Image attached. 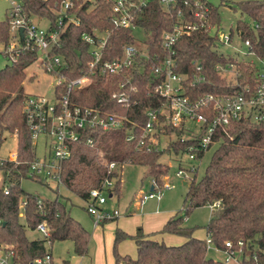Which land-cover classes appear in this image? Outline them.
<instances>
[{"label":"trees","instance_id":"obj_1","mask_svg":"<svg viewBox=\"0 0 264 264\" xmlns=\"http://www.w3.org/2000/svg\"><path fill=\"white\" fill-rule=\"evenodd\" d=\"M25 15L44 18L47 28L57 27L58 11L61 0H19ZM73 6L67 11L77 24L63 20L64 28L58 43L52 49L54 54L62 55L68 66L65 75L74 78L87 70L86 63L92 58L90 44L82 40V33L108 34L102 59H112L123 53L126 44L141 43L140 51L148 54V59L136 57V62L124 73L102 75L94 72L89 81L73 90L71 102L83 106L99 108L126 117L119 128L100 130L87 129L82 137H92L93 145L71 143L70 155L63 162L61 180L69 191L80 198H86L89 190L97 187L107 175L106 164L114 161L121 166L124 163L145 166L146 176L153 179L155 186L161 187L163 178L169 171L167 164L161 163L159 157L164 152L180 154L196 143L197 140H180L179 128L166 126L167 133H174L176 138L161 148L136 149L141 127L146 120L145 112L158 105L155 86L160 76L152 68L159 62L156 55H163L161 35L171 30L178 21L179 7L164 5L160 0H129L136 7H131L134 24L142 33L141 39L131 28H117L113 24L114 0H71ZM203 9L213 24H221L217 8L208 1ZM249 20L239 19L235 23L242 39H249L251 48L258 56L263 53L264 40V0H242L236 8ZM185 16L189 10L183 9ZM257 24L254 28L253 25ZM10 36L9 17L0 20V43L5 46ZM22 38H19V41ZM215 37L208 29H200L177 40L175 45V71L190 74L192 62L202 65L205 82H185V94L194 99L206 93L232 92V86L215 71L217 63L235 62L240 73L239 81L254 84L258 67L246 59L235 61L231 55H225L217 47ZM21 42V41H20ZM37 60V51L28 47L18 54L17 59L0 68V139L3 134L17 132L18 158L23 163H7L0 166V246L14 251V259L19 264H29L34 258L41 257L49 251L46 243L55 240H70L73 252L82 255L89 243L88 231L70 214L66 201L55 197L43 198L42 207H38L36 194L25 192L21 186L22 178L32 179L42 185L47 184L40 178L28 176L27 163L36 156V148L31 144L30 131L24 122L22 105L27 94L24 92L23 80L25 69ZM129 77L136 90L131 97L137 104L123 107L116 103L111 95L119 91V83ZM62 86L58 87V91ZM208 117L209 114L206 113ZM133 128L135 137L126 140L127 133ZM208 164L199 179L194 177L188 184L183 197L182 208L170 216L159 230L160 233L177 234L184 238L178 245H167L152 238L138 227L133 234L115 228L113 238L114 264H224L208 256L205 240L193 236V228L184 225L188 214L196 207L207 206L214 201L218 208L210 213L205 225L206 235L213 244L223 247L226 240L242 241L243 257L240 264L264 263V120L260 122L242 119L233 121L226 127H219L213 135L208 150L213 144ZM206 150H198L196 157L202 158ZM108 176L114 179L112 193L119 195L121 190V172L114 169ZM8 187L5 194L3 186ZM154 186V188H155ZM112 195V194H111ZM26 199L22 209L20 200ZM44 221L49 229V237L29 238L26 230H35L39 222ZM130 238L136 247V257L121 256L116 245L123 239Z\"/></svg>","mask_w":264,"mask_h":264},{"label":"built area","instance_id":"obj_2","mask_svg":"<svg viewBox=\"0 0 264 264\" xmlns=\"http://www.w3.org/2000/svg\"><path fill=\"white\" fill-rule=\"evenodd\" d=\"M10 8L7 16L9 17L10 33L17 37V48L11 46L5 55L9 62L17 59L19 53L28 47L37 51V58L40 57L41 68L50 74L56 76L54 83V99L49 100L44 96L27 95L23 101L22 112L24 122L30 131L31 144L37 145L40 136L47 137L46 146L42 153L27 163L28 176L42 179L47 186L52 183L57 186H64L61 180V170L63 162L70 155L71 143H84L87 146L93 145L92 137H82V131L87 129L108 130L119 128L123 125L126 117L113 112L101 110L90 106H83L71 102V94L77 87L82 86L89 81V75L98 72L102 75L124 73L135 62L136 57L140 56L148 59V54L140 51L136 44H126L123 47V53L112 59H102V49L105 46L108 34L82 33L81 38L90 44L92 58L87 61V70L81 75L68 78L65 75L68 66L62 55L54 54L52 49L58 43L60 34L64 28L63 20L77 24L73 16L68 14V10L73 6L71 0H61L60 9L57 17V27L48 29L29 18L23 12L19 0H8ZM146 0H140L144 4ZM164 5L179 7L178 21L171 30L164 31L161 35V46L163 55H156L159 62L152 68L153 72L160 76V80L155 86V91L161 99L160 103L149 107L146 112V120L141 127V134L137 138L136 149L151 148L161 149V137L167 133L166 126L181 129V141L185 139L197 140L196 143L189 145L185 151L180 154H186L191 161L199 160L196 157L198 150H206L212 141L216 129L226 127L233 121L248 119L255 122L264 120V40L262 41L263 53L258 56L251 48L249 39H242L240 30L236 26L230 27L227 32L221 24H213L209 20V15L203 9L202 0H160ZM131 7L136 5L129 0H114L113 24L117 28L138 29L134 24V16L130 12ZM189 10L188 16H185L183 9ZM254 28L257 24L253 25ZM22 29V32H20ZM200 29H208L210 34L215 37L218 49L223 45L231 46L233 38L240 40L239 47H233V50L225 55H231L235 61L246 59L258 67V73L254 84H242L239 81L240 73L236 68L235 62L225 64L217 63L215 71L225 78L237 90L232 92L206 93L194 99L185 94L184 82L189 77L191 83L205 82V76L202 74V65L192 62V71L190 74L178 73L175 71V45L177 40L192 32ZM22 38L19 41V38ZM14 48V49H13ZM130 78L126 77L119 83V91L114 92L111 98L123 107H130L137 104V100L131 97V93L136 90L135 86L130 84ZM62 90L58 91V87ZM207 114L210 115L208 117ZM192 121L196 124L195 131L187 128V122ZM175 135L170 133L169 135ZM167 136V135H166ZM13 138L16 141L13 149H3L4 141L7 138ZM135 137L134 130L131 128L127 133L126 140ZM176 138V135H175ZM13 163L19 165L23 163L18 158L17 132L3 134L0 139V166ZM118 163L111 161L106 164L107 175L101 183L89 190L86 198H81L85 202L86 212L92 216L93 224L96 226L104 221L111 220L119 216L115 209L107 208V195L111 196L114 179L108 176L114 169H118ZM196 170L195 165L182 167L178 166L175 175L177 177L188 178ZM2 179V178H1ZM153 189L149 193L141 195L142 199L157 197L155 184L151 179ZM2 181L0 182V184ZM162 188L169 189L171 185L165 182ZM5 194L8 193V187L3 186ZM23 209L26 199L22 198L19 202ZM43 198H37L38 207H42ZM211 211L218 208L219 202L214 201L207 205ZM41 237H49V229L44 221L39 222L35 230ZM207 253L212 251L215 256L214 261H221L224 264H240L242 262L243 251L242 241L235 244L226 240L224 246L218 247L213 244L209 235L204 237ZM52 257L46 253L41 257L34 258L29 264H50ZM0 264H19L14 259V251L0 246ZM120 264H130L121 262ZM264 264V263H261Z\"/></svg>","mask_w":264,"mask_h":264},{"label":"rangeland","instance_id":"obj_3","mask_svg":"<svg viewBox=\"0 0 264 264\" xmlns=\"http://www.w3.org/2000/svg\"><path fill=\"white\" fill-rule=\"evenodd\" d=\"M140 1V0H137ZM211 5L217 8L219 13L220 22L225 32L230 27H234L235 23L239 19L249 20L248 17L241 14L236 8V4L242 0H206ZM10 3L8 0H0V20H4L9 12ZM32 19L35 22L44 20V18L33 16ZM43 27H46V23H41ZM139 39L142 37V33L139 29H135L134 32ZM240 40L236 37L233 38L231 46L223 45L220 49L224 53H229L233 50V47H239ZM137 47L141 45L139 41L136 43ZM11 46L17 48V37L10 33L8 42L5 46L0 43V68L9 63L8 57L5 53L11 49ZM13 48V49H14ZM57 78L55 75L45 72L40 66V57L37 58L32 64L25 69V78L22 82L24 92L27 95L44 96L49 100L54 99L53 88ZM187 128H196V124L192 121L187 122ZM167 135V136H166ZM161 137L160 146L165 147L169 141L175 139V135L166 134ZM45 141H49L47 137L40 136L37 145V154L42 153V149L46 144ZM16 141L13 138H7L2 146L4 150L13 149ZM217 144H213L208 150L205 151L202 158L199 160H189L186 154H173L172 152H164L160 157L161 163L169 166V171L163 178L161 187L155 186L157 197L150 199L140 200V196L150 192V186L153 185L151 179L146 176L147 168L141 165H135L130 163H124L118 166V170L121 172V190L119 195L112 193L109 197L107 195V208L117 210L119 216L116 220L111 221V225L104 227V230L93 229L92 221L85 211V202L73 194L67 188L63 186H57L52 183L49 186L42 185L32 179L22 178L20 181L21 188L28 193L36 194L45 199H59L66 201L70 214L73 218L80 222V224L89 233L88 243V256H77L73 252V243L70 240H55L50 243H46V248L52 256L53 264H112L110 263L112 257L113 248V232L116 226L128 234H132L137 227H141L145 232H149L154 239L162 241L167 245H178L184 241V238L177 234L160 233L162 223H159V219L163 217V214H174L180 208H182L183 197L187 191L188 184L191 179H199L204 170L213 150ZM182 167L195 165V172L188 178H180L175 175L178 170V166ZM2 181L0 176V182ZM165 182H169L171 188H162ZM185 182V183H183ZM211 210L208 206H201L194 208L186 217L184 225L193 228V235L199 239H203L206 236L205 225L210 217ZM171 214V215H172ZM116 221V223H115ZM29 238H39L40 234L30 229L26 230ZM116 250L121 255H128L131 258L136 257V248L134 242L130 238L121 240L116 245ZM208 256L214 257L215 254L210 251ZM50 263V264H52Z\"/></svg>","mask_w":264,"mask_h":264},{"label":"crops","instance_id":"obj_4","mask_svg":"<svg viewBox=\"0 0 264 264\" xmlns=\"http://www.w3.org/2000/svg\"><path fill=\"white\" fill-rule=\"evenodd\" d=\"M43 22H45L46 23V27H47V22H46V20L44 19V20H42V21H39L38 22V24L39 25H41V23H43ZM42 26V25H41ZM153 189V185H151L150 186V190H152ZM110 197V196H109ZM153 198H155V197H153ZM146 199H150V198H146ZM140 200H143L142 198H141V196H140ZM145 200V199H144ZM107 203V202H106ZM106 206V205H105ZM107 207V206H106ZM84 208H85V206H84ZM86 211V210H85ZM169 212H171V211H168L167 213H165V214H163V217L161 218V219H159V223L161 224L162 223V226H163V224L166 222V220L170 217V216H172L173 214L172 213H169ZM88 214V213H87ZM172 214V215H171ZM89 215V214H88ZM89 217H90V219H91V221H92V224H93V219H92V216L91 215H89ZM118 217V216H117ZM114 220H116V217L115 218H113V219H111V220H107V221H104V222H102V223H100V224H98V225H94L93 224V229H102V230H104V227H107L108 225L110 226L111 225V223H109V222H111V221H114ZM115 223H116V221H115ZM116 228H118L117 226H116ZM138 228V227H137ZM136 228V229H137ZM115 230V229H114ZM122 230V229H121ZM143 230V229H142ZM124 231V230H123ZM136 231V230H135ZM135 231L133 232V233H135ZM37 232V231H36ZM143 232L144 233H149V232H145L144 230H143ZM127 233V232H126ZM132 233V234H133ZM131 234V233H130ZM41 236V235H40ZM112 236H113V238H114V232H113V234H112ZM194 236V235H193ZM152 238H154L153 236H152ZM132 240V239H131ZM133 241V240H132ZM52 244V243H51ZM135 245V244H134ZM136 248V247H135ZM77 255V254H76ZM121 255V254H120ZM77 256H80V257H82V256H88V248H87V251L84 253V254H82V255H77ZM121 256H124V255H121ZM52 257V256H51ZM51 263H52V261H51ZM110 263H112V264H114V255H113V248H112V257H111V260H110ZM53 264V263H52Z\"/></svg>","mask_w":264,"mask_h":264},{"label":"water","instance_id":"obj_5","mask_svg":"<svg viewBox=\"0 0 264 264\" xmlns=\"http://www.w3.org/2000/svg\"><path fill=\"white\" fill-rule=\"evenodd\" d=\"M20 32H22V29H20ZM183 183H185V182H183Z\"/></svg>","mask_w":264,"mask_h":264}]
</instances>
